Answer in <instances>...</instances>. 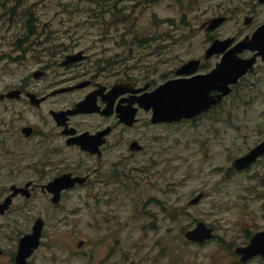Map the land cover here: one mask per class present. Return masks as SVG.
<instances>
[{
  "label": "rangeland",
  "instance_id": "374dc122",
  "mask_svg": "<svg viewBox=\"0 0 264 264\" xmlns=\"http://www.w3.org/2000/svg\"><path fill=\"white\" fill-rule=\"evenodd\" d=\"M240 1L0 0V87L23 78L49 82V76H31L47 60L46 51L42 61L30 52L26 59L16 57L22 50L14 43L27 36L84 51L79 71L103 70V81H160L166 59L201 49L208 33L199 26L212 14L231 13L226 25L231 32L242 17L234 14ZM252 79L251 87L239 86L227 97L226 121L215 114L213 121L151 125L148 149L130 155L121 146L114 171L104 166L88 187L66 191L59 203L51 202V215L50 204L36 198L37 211L47 208V213L17 215V226L16 215H7L8 233L19 237L42 217L35 264H97L111 247L118 264H243L234 246L264 224V158L243 170L231 166L264 136V74ZM138 132L134 126L125 135ZM71 150L60 157L75 161ZM60 157L51 153V159ZM62 167L51 163V173ZM200 191L199 201L188 204ZM199 220L214 228V237L203 243L184 235ZM262 263L254 258L246 264Z\"/></svg>",
  "mask_w": 264,
  "mask_h": 264
},
{
  "label": "flooded vegetation",
  "instance_id": "af4514ba",
  "mask_svg": "<svg viewBox=\"0 0 264 264\" xmlns=\"http://www.w3.org/2000/svg\"><path fill=\"white\" fill-rule=\"evenodd\" d=\"M239 3L234 8V14L242 12V17L232 25L231 32L226 27L231 21V13L226 10L212 14L199 26L208 33L203 38L201 49L191 56L176 53L173 62L166 59L160 81L145 79L141 82L138 78L122 77L106 82L99 78L103 70L89 67L92 73L80 72L79 62L87 57L84 51L79 59L65 62L68 55L77 51L69 46L51 45L49 37L27 36L14 43L22 50L16 56L18 59H26L30 52L32 58L42 61L45 58L43 51H46L47 60L36 67L31 76L37 80L49 76L50 80L34 83L23 78L18 83L0 87V264L39 263L35 262V254L37 248L42 246L39 242L24 260L18 262L16 256L19 240L24 234L31 232L32 227L30 231L14 238L13 234L8 233V221H5L7 215H16V220L12 221L15 226L18 225L19 215H44L48 209L41 208L37 211L35 199L38 197L50 204L51 215V202L59 203L66 191L79 186L88 187L93 178L104 174V166L109 171H114L117 162L113 161V157L119 156L121 146L130 155L148 149L151 144V125L184 120L213 121L215 114L219 120L224 116L223 121L227 120L229 112L226 110V99L229 94L239 86L251 87L255 80L252 76L264 74V0H241ZM219 17L222 19L218 20ZM255 33L258 37L253 45L250 39ZM58 51L60 57L51 60V56ZM247 59L252 60L251 64H248ZM226 62L229 66H241L242 62L248 66L235 82L228 83V92L218 101L191 117L170 121L152 119L153 109L146 103V94L169 80L210 75L220 64ZM226 80L222 73L217 79L211 76L208 80L211 83L204 88L206 94L216 99L222 93L221 84ZM134 126L141 128L142 132L126 136L125 130ZM263 139L264 136L258 142ZM67 147L74 149L68 152L77 155L78 159L67 162L65 157H60L65 154ZM51 153L60 158L51 159ZM262 158L264 154L258 156L255 162ZM58 162L63 167L57 171L55 168L51 173V163L56 166ZM63 174L83 179L61 188L58 200L54 201L52 198L55 192L51 189V181ZM258 231H264V224L249 235L248 241L234 246V252L243 264L254 258H261L264 262V255L261 253L242 259L243 253L236 251V248L248 245L251 237ZM213 237L212 227L211 237L192 242L203 243ZM82 243L81 239L78 246ZM113 251V247L107 249L105 256H101L97 264H118L116 254V258L112 259ZM94 262L88 260L85 264ZM128 263L129 260L126 261Z\"/></svg>",
  "mask_w": 264,
  "mask_h": 264
},
{
  "label": "water",
  "instance_id": "95a60500",
  "mask_svg": "<svg viewBox=\"0 0 264 264\" xmlns=\"http://www.w3.org/2000/svg\"><path fill=\"white\" fill-rule=\"evenodd\" d=\"M221 20L222 17L217 18ZM258 34L255 33L250 39V42L255 45ZM83 56V52L77 51L74 54L68 55L65 62H70L79 59ZM251 59H247L248 64H251ZM245 62V61H243ZM241 66L228 65V63L220 64L212 73L193 76L191 78H179L169 80L159 84L155 89L146 94V103L152 106L153 116L155 121L160 120H177L183 117H191L196 113L201 112L208 108L213 102L218 101L229 90L228 83L235 82L237 78L246 71L247 63H243ZM238 68V69H237ZM237 69V70H236ZM222 74L227 78L226 82H223L220 86L222 93L217 95L216 99L206 94L204 88L211 76L216 79ZM205 78V79H204ZM84 146H88L83 143ZM264 154V139L256 143L246 153L235 157L231 165L235 169H243L255 162L258 156ZM81 177H72L70 174H63L51 181V189L55 192V196L52 200L57 201L59 191L63 187L71 186L75 181H81ZM203 192H199L197 195L189 199L188 204H193L199 201ZM43 228V220L41 217H37L32 225V231L24 234L19 240V249L16 256V260H24L40 242V235ZM184 235L191 241H202L212 236V227L205 221L199 220L195 226L185 230ZM237 252L243 253L242 259L247 256L261 253L264 255V231L256 232L250 239L248 245L236 248Z\"/></svg>",
  "mask_w": 264,
  "mask_h": 264
}]
</instances>
